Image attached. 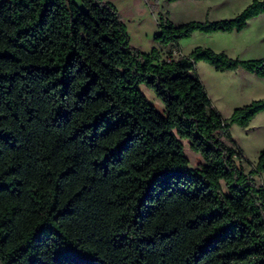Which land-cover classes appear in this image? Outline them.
Segmentation results:
<instances>
[{
    "label": "trees",
    "instance_id": "trees-1",
    "mask_svg": "<svg viewBox=\"0 0 264 264\" xmlns=\"http://www.w3.org/2000/svg\"><path fill=\"white\" fill-rule=\"evenodd\" d=\"M263 14L161 15L144 52L110 1L0 0V264H264V150L252 166L231 134L264 98L224 118L196 69L264 77V57L180 47Z\"/></svg>",
    "mask_w": 264,
    "mask_h": 264
},
{
    "label": "rangeland",
    "instance_id": "rangeland-1",
    "mask_svg": "<svg viewBox=\"0 0 264 264\" xmlns=\"http://www.w3.org/2000/svg\"><path fill=\"white\" fill-rule=\"evenodd\" d=\"M120 11L127 25L131 43L144 52H150L157 46L154 37L159 32L158 20L163 15L175 24H183L192 20L214 21L236 17L253 0H107ZM154 8L155 10H153ZM260 19H253L242 32L205 34L196 32L191 38L180 42L183 55H189L198 47H209L217 52L224 51L232 58L241 60L264 57V14ZM167 58L168 49H163ZM175 56L178 53H174ZM197 73L205 84L214 106L229 118L235 108L248 104L256 99L264 98V77L247 72L217 71L204 61L196 66ZM148 100L157 109L165 113L163 102L154 92L142 86ZM231 134L244 151L245 156L254 166L264 150V112L252 121L250 127L242 128L232 125ZM189 166L196 168L201 163L199 153L190 148V142L183 140ZM246 172L252 166L244 164ZM256 183L264 187V173L255 175Z\"/></svg>",
    "mask_w": 264,
    "mask_h": 264
},
{
    "label": "crops",
    "instance_id": "crops-1",
    "mask_svg": "<svg viewBox=\"0 0 264 264\" xmlns=\"http://www.w3.org/2000/svg\"><path fill=\"white\" fill-rule=\"evenodd\" d=\"M262 16H263V15H262ZM256 18H257V19H260V18H263V17H260V16H259V17H256ZM254 19H255V18H254ZM252 20H253V19H252ZM250 21H251V20H250ZM195 33H196V32H195ZM195 33H194V34H195ZM194 34H193V35H194ZM239 70H240V69H239ZM237 71H238V70H237Z\"/></svg>",
    "mask_w": 264,
    "mask_h": 264
}]
</instances>
